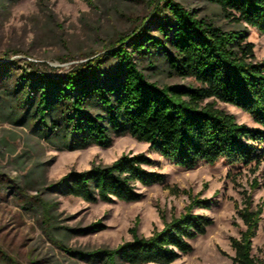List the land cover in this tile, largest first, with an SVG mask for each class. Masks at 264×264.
Here are the masks:
<instances>
[{
	"label": "trees",
	"instance_id": "1",
	"mask_svg": "<svg viewBox=\"0 0 264 264\" xmlns=\"http://www.w3.org/2000/svg\"><path fill=\"white\" fill-rule=\"evenodd\" d=\"M206 1L264 35V0ZM248 36L246 29H224L176 0H158L137 28L109 42L103 57L80 62L65 73L51 74L42 61L19 50L0 49V107L14 123L70 149L108 146L113 132L127 131L177 166L193 168L202 160L213 164L220 158L259 165L264 161V60H257ZM159 58L170 72L193 76L199 85L151 80L145 63L153 67ZM218 101L247 112L259 126L238 122ZM153 163L146 153H123L111 163L71 170L48 189L92 202L137 201L143 195L137 184L165 180L162 172L148 168ZM18 190L21 200L24 192ZM189 196L184 211L165 219L151 235L140 234L136 222L130 228L132 238L114 248L66 250L93 263L178 264L182 254L192 251L191 240L213 222L194 211L211 207L212 200ZM23 200L25 207L40 209V225L51 237L56 227L51 204L40 198L37 203ZM238 214L244 228L231 237L234 264H264V252L253 253L263 205L249 194Z\"/></svg>",
	"mask_w": 264,
	"mask_h": 264
},
{
	"label": "rangeland",
	"instance_id": "2",
	"mask_svg": "<svg viewBox=\"0 0 264 264\" xmlns=\"http://www.w3.org/2000/svg\"><path fill=\"white\" fill-rule=\"evenodd\" d=\"M176 1L224 29H246L257 60H264V35L255 27L226 17L219 5L206 0ZM157 3L158 0H0V49L19 50L42 61L51 74L65 73L80 62L103 57L109 42L137 28ZM145 65L148 77L161 85H199L193 76L170 72L161 58L153 67ZM217 105L233 113L238 122L259 126L242 109L223 101ZM140 152L154 160L149 169L165 175L163 183L137 184L143 194L140 200L92 202L48 189L71 170H85L92 163H111L123 153ZM263 173L264 161L245 165L220 158L213 164L202 160L193 168L177 166L127 131L113 132L108 146L89 144L70 149L41 138L28 126L14 123L0 107V264H103L66 249L114 248L132 238L130 228L136 222L140 234L151 235L164 226L165 219L184 211L190 202L189 193L212 200L211 207L197 206L194 211L208 215L213 222L205 234L191 240L192 251L182 254L176 263L234 264L231 237L239 236L244 228L238 207L244 206L249 194L255 204L263 205L253 239V253L261 256ZM19 188L24 192L21 200ZM24 198L34 203L40 198L51 204L56 226L50 232L53 239L40 225V209L25 207Z\"/></svg>",
	"mask_w": 264,
	"mask_h": 264
}]
</instances>
